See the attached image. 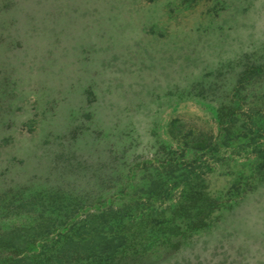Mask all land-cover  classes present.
<instances>
[{"label":"rangeland","instance_id":"rangeland-1","mask_svg":"<svg viewBox=\"0 0 264 264\" xmlns=\"http://www.w3.org/2000/svg\"><path fill=\"white\" fill-rule=\"evenodd\" d=\"M5 232L0 264H264V0H0Z\"/></svg>","mask_w":264,"mask_h":264},{"label":"trees","instance_id":"trees-1","mask_svg":"<svg viewBox=\"0 0 264 264\" xmlns=\"http://www.w3.org/2000/svg\"><path fill=\"white\" fill-rule=\"evenodd\" d=\"M177 120H174L172 124H175ZM194 131L188 130L187 137L189 138L192 144L190 147L195 150L201 149L202 147L208 146V144L212 143V139L203 138L200 134L193 133ZM210 140V141H209ZM200 192H195L194 195H201ZM200 198L201 196H197ZM197 198V199H198ZM10 233L5 232L0 236V244L5 246H20L23 248L26 244V238L21 239V234L17 236H10ZM123 243H125V238L123 236H109L105 234H96L90 236L88 238L80 239V240H72L69 241V244L75 245L77 248V252L81 253L79 256H90L99 253V251L109 252L111 255L120 247ZM12 264H31V261L28 256H24L21 258H15L12 261Z\"/></svg>","mask_w":264,"mask_h":264}]
</instances>
